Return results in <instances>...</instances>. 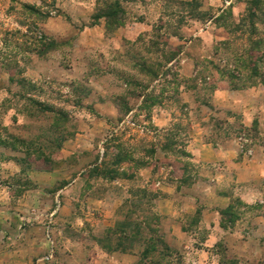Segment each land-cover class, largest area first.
Segmentation results:
<instances>
[{
    "label": "rangeland",
    "instance_id": "rangeland-1",
    "mask_svg": "<svg viewBox=\"0 0 264 264\" xmlns=\"http://www.w3.org/2000/svg\"><path fill=\"white\" fill-rule=\"evenodd\" d=\"M254 2L0 0V264L240 263L193 253L236 171L193 150L264 145ZM232 197L228 231L259 210Z\"/></svg>",
    "mask_w": 264,
    "mask_h": 264
},
{
    "label": "crops",
    "instance_id": "crops-1",
    "mask_svg": "<svg viewBox=\"0 0 264 264\" xmlns=\"http://www.w3.org/2000/svg\"><path fill=\"white\" fill-rule=\"evenodd\" d=\"M206 150L210 153L209 157L200 156V151H194V159L198 163L212 165L224 162V165L236 166L235 172L224 171L221 177H225L226 184H222L220 180L208 187L207 192H211L216 199L213 206L205 207L204 213L210 216L202 220V224L206 226L208 234L203 239L196 240L192 236L193 253L203 252L208 259L214 255L213 250L220 242H224L230 249L235 258L240 261L239 264L257 263L264 264V145L259 146L257 154L251 159L237 160L238 152L236 150H217L210 149V145H206ZM232 196L239 197L246 204L257 203L259 210L252 218V222L243 223L239 226L237 222L236 228L226 230L220 214L232 201ZM227 204V205H226ZM202 229V228H200ZM183 232V230L181 229ZM188 234V232H183ZM191 252L188 258L194 264H203L197 257L191 258ZM195 256V255H194ZM206 264H209L208 262Z\"/></svg>",
    "mask_w": 264,
    "mask_h": 264
},
{
    "label": "trees",
    "instance_id": "trees-1",
    "mask_svg": "<svg viewBox=\"0 0 264 264\" xmlns=\"http://www.w3.org/2000/svg\"><path fill=\"white\" fill-rule=\"evenodd\" d=\"M255 2H254V4L255 3H259L261 0H254ZM250 17L251 18H254V17H256V12L255 11H250ZM254 72H256V70H254Z\"/></svg>",
    "mask_w": 264,
    "mask_h": 264
}]
</instances>
